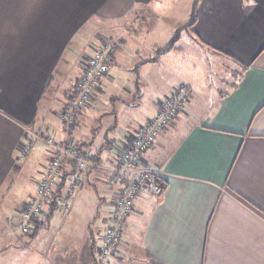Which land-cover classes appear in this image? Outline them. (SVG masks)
I'll return each instance as SVG.
<instances>
[{
  "label": "crops",
  "instance_id": "crops-1",
  "mask_svg": "<svg viewBox=\"0 0 264 264\" xmlns=\"http://www.w3.org/2000/svg\"><path fill=\"white\" fill-rule=\"evenodd\" d=\"M181 1L0 0V253L10 245L11 232L15 233L11 226L35 194L36 181L48 163L46 144L39 142L25 158L20 156L22 145L42 130L61 144L91 141V126L98 123L101 131L100 122L110 120L124 130L118 139L153 116L158 99L172 87L155 96L137 92L146 86L162 55L184 54L181 35L168 48L177 21L163 36L169 43L160 45L168 27L165 9ZM192 4L197 17L190 36L196 46L205 43L234 61L240 75L231 80L226 75L227 86L210 97L178 84L188 86L193 98L144 154L169 187L161 195L147 189L136 195L119 250L106 264H264V0ZM106 26L114 30V37L106 35ZM105 38L115 46L109 71L99 82L100 95L78 115L77 124H70L59 114L73 107L91 41ZM61 89L65 98L58 96ZM147 105L154 109L147 110ZM100 108L102 114L94 118L97 114L90 111ZM93 147L98 150L100 142ZM101 159L112 160L110 154ZM26 170L32 174L29 179ZM97 184L98 192L89 183L82 188L71 200L69 214L75 206L92 202L94 210L101 207L97 212L105 215L107 224L111 189L101 180ZM54 214L61 224L68 215L57 210ZM90 231L87 224L81 239L73 232L62 241L55 240L56 235L51 253H68V264H96L94 240L86 234Z\"/></svg>",
  "mask_w": 264,
  "mask_h": 264
},
{
  "label": "built area",
  "instance_id": "built-area-1",
  "mask_svg": "<svg viewBox=\"0 0 264 264\" xmlns=\"http://www.w3.org/2000/svg\"><path fill=\"white\" fill-rule=\"evenodd\" d=\"M93 49L92 54L84 60L83 74L72 100L73 107L65 111L70 124L83 108L94 103L99 82L109 71L111 47L109 50L107 46ZM191 96L192 90L186 85L172 87L160 99L153 116L139 122L135 128L128 129L123 137L114 139L109 153L112 160L109 163L95 159L89 150L79 152L73 141L61 144L43 131L33 132V136L22 145L21 158H25L33 146L41 141L49 143L52 148L54 146L51 151L53 155L43 165L41 177L36 181L35 194L22 205L15 223L17 231L22 235L35 232L34 217H43L50 203L55 202L57 211L68 214L71 200L86 185L91 173L97 170L102 176L100 180L109 185L111 195L109 207L106 208L107 225L96 234L95 250L101 262L118 252L123 239L122 230L127 225L126 218L135 209L136 195L146 189L159 195L164 191L163 184L156 180L163 173L152 167L144 154L152 148L157 137L174 123L178 114L185 112ZM65 161H68V167ZM64 180L65 184L61 185ZM60 188L61 192L57 193Z\"/></svg>",
  "mask_w": 264,
  "mask_h": 264
},
{
  "label": "rangeland",
  "instance_id": "rangeland-1",
  "mask_svg": "<svg viewBox=\"0 0 264 264\" xmlns=\"http://www.w3.org/2000/svg\"><path fill=\"white\" fill-rule=\"evenodd\" d=\"M192 3L193 0H183L180 2L179 6L177 5L174 8L165 9L164 22L167 23L166 26L168 27H166L164 32L161 33L162 39L160 45L164 46L169 43L167 38H163V36L166 35L167 29L173 27V25L170 23H175L177 21L180 24L176 27L175 30L176 32L174 36L181 35V37H183L179 46H181L184 49V54L177 55L176 53L175 54L172 53L171 55L169 54L162 55L161 60L154 64L152 74L149 76L148 79H146L147 81L146 86L143 89H140L137 92V94L141 96L143 94H145L146 96H150V95L155 96L157 95V93L159 94V92L162 89L166 90V89H170L171 87H174V85H178L180 83H186L193 89L194 92L204 91V93H206V96L210 97V96H214L216 92H219L220 89H223L227 86L226 81L223 80L226 75L228 76L229 74L230 80L232 79L231 77L234 78L239 77L240 72H238V70L240 69L236 66L234 61L220 54L218 55L216 51L210 49L208 46H206L207 44L205 43L201 45L197 44L196 46L195 42L190 36V29L191 27H193L190 25V21L192 19V14L194 9V5ZM178 7H180V9ZM105 28H106V35L108 37H110L111 35L112 37H114L115 35L114 30L110 26H106ZM101 46H107L108 50L111 47V50L109 51L111 53L115 45L113 40L107 38L102 39L99 42L93 40L91 41V44L88 47V50L86 51L87 55L84 58V60H86L89 57V55L92 54V52L94 51L93 49L94 47H101ZM164 60L168 61L167 62L168 66L163 65ZM100 89L101 88L98 87V89L96 90L97 96L100 95L99 92ZM61 91L62 89L60 91L58 90L57 92L58 96H60V98L62 97L65 98L67 94L66 93L63 94L64 92L62 91L63 92L62 93ZM211 93L213 94L210 95ZM191 97L193 98V94ZM160 99H158L157 105L160 102ZM98 101L100 103V100L97 99V102ZM199 105L202 111H204L205 106L203 104H199ZM147 106H148L146 107L147 110L152 111V109H154L152 105H147ZM65 111H68V109L61 111L59 114V118L62 120L67 119L65 115L66 113ZM90 112L91 114L93 113L97 114L96 116H94V118L102 114L101 108L98 110L96 109H94L93 111L91 110ZM181 114L180 115L178 114L176 120L180 118ZM107 120H109V118ZM109 123H111V120ZM84 124L87 126L88 122L87 123L84 122ZM96 124L97 125L91 126L90 129L92 133H95L94 135H97V140L99 142L100 140H102L101 136H102V130L104 128H101V131H99V127H97L98 123ZM98 131L99 133H97ZM123 132L124 130L121 127H118L115 130V132L111 131L108 136V142L109 141L110 143L114 142V139H116L118 136H121V133ZM49 137L55 139L53 136L49 135ZM87 138L89 139L90 135H88ZM43 143L46 144V146L48 147V152H49L48 159H50L53 155L51 151L54 148V146L52 148V145H49V143H46L45 141ZM37 144L33 146L30 152L33 151V149L37 146ZM110 147H106L105 148L106 150L104 149L105 152H103L102 155H108L110 152ZM29 159L30 157H28V159L26 160ZM41 163H44V161ZM64 163L65 166L68 167V161H65ZM25 173L28 179L32 175L31 172L28 170H26ZM87 192L90 191L87 190L85 194H87ZM94 198L95 197H93V202L97 204L98 199L96 198L94 199ZM54 203H50V205H53ZM91 203L92 202L84 203L86 208L85 207L82 208V205L75 206L74 212L72 211L70 214L68 213V215L65 216V222L63 224H61V222L58 219L60 216L54 214L48 226L45 225L43 228H41V230L38 231L37 236L34 237L31 236L32 233L28 235H22L19 231H17V229L15 230L16 227L12 225L11 230H13L15 233L13 232L14 234H12L11 232L10 245L7 246L6 251L0 253V264H51V262H54L55 264L56 262H59L60 264H68V262L66 261L67 259H65L68 253L65 252L60 255L57 253V251L51 253V251L55 250V248L52 249L53 246L52 243L55 240L62 241L61 239H64L69 232H73V234L78 236L77 238L79 239L83 238L84 236L82 234L85 227H87V224L90 225L91 228L90 232L88 233L86 232L88 238L90 239L89 241L91 242V239L95 238L97 231L105 227L106 218L105 215H102L101 213L99 214L97 212L101 210V207H96V209L94 210L93 207L94 204L92 205ZM92 211L93 212L95 211V213L93 218L90 220L89 217ZM97 214H99V216H97ZM46 215L48 216L47 212H45L43 216L46 217ZM74 221L76 224L74 228L70 229V226ZM58 224L61 226L60 228H57ZM126 224H127V218L125 221V225ZM126 228L127 225L122 230L123 234ZM19 233L23 237H20ZM54 237L55 240H53ZM48 244L49 246H47ZM94 252L95 254L93 257H95L96 264H106L108 258L106 259V261L101 262L99 261V256L95 249Z\"/></svg>",
  "mask_w": 264,
  "mask_h": 264
},
{
  "label": "trees",
  "instance_id": "trees-1",
  "mask_svg": "<svg viewBox=\"0 0 264 264\" xmlns=\"http://www.w3.org/2000/svg\"><path fill=\"white\" fill-rule=\"evenodd\" d=\"M196 17H197V15H196V5L194 4V9H193V14H192V19H191V21H190V25L191 26H193L194 24H195V22H196ZM178 38H179V35H176L174 38H173V40H172V42L168 45V48L170 47V48H173L174 47V43L178 40ZM85 109L86 108H83L82 109V112L81 113H84L85 112ZM78 115L76 116V120H74V122H73V125L78 121ZM81 122H79V124H80ZM77 124V123H76ZM72 125V126H73ZM107 126L106 128V130H104V131H102V140H100L99 142H100V147H99V149L98 150H94V147H93V144L95 143V141L97 140V135H93V136H90L91 137V141H85V139L84 140H80V141H75V139H73L74 141V144L76 145V147L78 148V151L79 152H86V151H91V154H92V157H94L95 159H97V160H102L101 159V151L103 150V149H105L106 147H110V145L112 144V142L110 143V141L108 142V136H109V133L111 132V131H113V130H115L118 126H117V124L116 123H114V122H111V123H108V124H105V123H101L100 122V128H102L103 126ZM81 126V124L80 125H78V128ZM74 127H77V125H75ZM90 139V138H89ZM97 142H98V140H97ZM90 148H92V150L90 149ZM111 148V147H110ZM70 173V171L69 172H66L65 173V175H67V174H69ZM91 178L92 179H94V180H96V181H94V183H91ZM98 179V180H97ZM100 179H102V176H100V172L99 171H93L92 173H91V175H90V177L88 178V180H87V183L86 184H88L89 183V188H93V187H95V188H93L94 190H95V192H98L99 191V187H100V185L99 184H97V182H99V180ZM158 182H160V183H162L163 184V189H164V191L163 192H165L167 189H168V187H169V183L167 182V180L163 177V176H160V177H158L157 179H156ZM65 184V180L62 182V184L61 185H64ZM61 192V188L60 189H58V192L57 193H60ZM163 192H162V194H163ZM161 195V194H160ZM105 199V198H104ZM54 203V202H53ZM51 209L50 210H48V212H47V214H48V216L46 215V217H39V216H35L34 217V222L36 223V230H35V232H33L32 233V235L31 236H35L37 233H38V231H39V229H40V227H41V225H43L44 223H46V220H47V218H49L51 215H53L54 213H55V211L57 210V206H56V203H54L53 205H51ZM43 218V219H42ZM107 225V224H106ZM105 225V226H106ZM104 228V227H103ZM98 232V231H97ZM97 234V233H96ZM93 240H94V249H95V244H96V242H97V237L95 236V238H93ZM91 242H92V239H91Z\"/></svg>",
  "mask_w": 264,
  "mask_h": 264
}]
</instances>
